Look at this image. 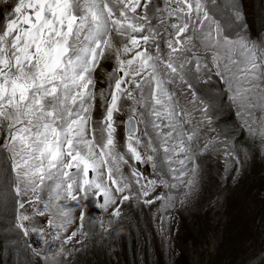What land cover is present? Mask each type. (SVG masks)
I'll use <instances>...</instances> for the list:
<instances>
[{"label": "snow or ice", "instance_id": "6c2138e0", "mask_svg": "<svg viewBox=\"0 0 264 264\" xmlns=\"http://www.w3.org/2000/svg\"><path fill=\"white\" fill-rule=\"evenodd\" d=\"M0 5V206L28 264H67L93 207L114 221L126 203L174 208L173 181L186 198L218 143L226 169L238 164L230 137L202 139L215 109L236 118L233 135L264 145V30L253 38L240 0Z\"/></svg>", "mask_w": 264, "mask_h": 264}, {"label": "rangeland", "instance_id": "374dc122", "mask_svg": "<svg viewBox=\"0 0 264 264\" xmlns=\"http://www.w3.org/2000/svg\"><path fill=\"white\" fill-rule=\"evenodd\" d=\"M240 3L256 38L264 30V0ZM2 10L4 6L0 5ZM105 66L109 70L112 64ZM211 87L220 85L214 83ZM214 111L219 124L215 127L216 139L231 138L229 147L239 163L230 162L224 168L225 175L222 168L201 160L199 181L186 198L188 189L178 182L176 209L174 214L164 216L163 230L161 220L152 217L159 202L136 215L122 212L120 221L110 219L109 232L101 231L99 222L86 218L88 235L78 236L82 242L68 249L71 255L67 264H264V164L254 161L258 150L248 143V135L239 131L233 135L237 121L232 113L226 108ZM120 141L123 143V137ZM236 144H241V151L232 147ZM260 147L264 154V145L260 143ZM217 148L211 152L212 163L217 161V152L225 162L223 147L217 144ZM2 211L3 217L11 212ZM11 264H28L25 253Z\"/></svg>", "mask_w": 264, "mask_h": 264}, {"label": "bare ground", "instance_id": "6f19581e", "mask_svg": "<svg viewBox=\"0 0 264 264\" xmlns=\"http://www.w3.org/2000/svg\"><path fill=\"white\" fill-rule=\"evenodd\" d=\"M231 112V111H230ZM209 115L211 116V115H213L212 114V112H210L209 113ZM193 118H194V122H199V121H201V116H198V115H195V114H193ZM218 120V119H217ZM219 125V124H218ZM207 132V131H206ZM208 135V134H207ZM205 137H208V136H205ZM173 182H175V183H178L177 181H173Z\"/></svg>", "mask_w": 264, "mask_h": 264}]
</instances>
